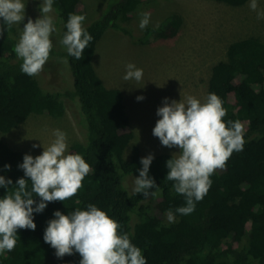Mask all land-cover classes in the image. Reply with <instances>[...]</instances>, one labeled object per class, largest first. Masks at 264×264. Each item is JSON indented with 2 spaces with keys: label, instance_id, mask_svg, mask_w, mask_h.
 Instances as JSON below:
<instances>
[{
  "label": "trees",
  "instance_id": "obj_1",
  "mask_svg": "<svg viewBox=\"0 0 264 264\" xmlns=\"http://www.w3.org/2000/svg\"><path fill=\"white\" fill-rule=\"evenodd\" d=\"M141 1L109 0L113 7L84 25L93 39L81 60L62 51L66 48L60 42L52 48L50 58L66 57L73 90L43 92L35 76L21 71L22 60L14 52L16 27L0 35V176L13 184L24 177L18 165L25 155L8 146L1 136L18 128L31 114L64 116V99L72 100L77 115L81 112L85 119V133L80 129L84 141L73 142L69 152L81 154L94 169L75 196L47 203L42 213L33 214L35 230L19 229L16 247L0 254V264H79L81 257L75 252L57 258L43 235L56 210L66 215L76 208L86 210L90 203L117 220L122 233H130L131 242L141 248L147 264H264V42L255 37L235 41L228 46L226 59L211 67L206 96L215 93L221 98L227 110L225 121L243 124L245 143L242 151H234L225 167L210 177L211 187L196 202L195 210L189 215L176 214L175 222L170 223L166 212H175L185 204V198L173 190L174 181L166 177V161L172 155H157L150 165L149 175L159 188L157 195L144 197L129 189L127 179L138 177L142 167L140 148L131 143L134 134L120 92L106 89L92 66L95 44L106 30L132 37L134 32L125 22ZM215 1L231 7L250 2ZM40 2L34 1L38 15ZM78 4V0H54L59 41L66 31L60 21L66 23L69 14H78ZM182 23L180 15L171 14L157 27H147L141 36L173 40ZM4 192L0 188V197ZM34 199L39 201V197Z\"/></svg>",
  "mask_w": 264,
  "mask_h": 264
},
{
  "label": "clouds",
  "instance_id": "obj_2",
  "mask_svg": "<svg viewBox=\"0 0 264 264\" xmlns=\"http://www.w3.org/2000/svg\"><path fill=\"white\" fill-rule=\"evenodd\" d=\"M53 4L54 0H42L39 17L34 21L31 17L27 19L14 46L16 56L22 60L21 71L28 76L39 75L49 60L52 36L58 32L52 15ZM249 7L257 11V0H250ZM25 9V0H0V35L24 21ZM140 16L139 27L143 30L150 23L151 13L142 12ZM257 18L264 19V11H257ZM85 20L83 14H69L66 23L60 21L66 31L59 42L68 56L76 60L83 58L84 50L93 39L84 27ZM60 59L67 63L66 58ZM125 67V81L142 80L143 69L134 63ZM156 115L160 118L152 130L153 136L162 146L179 149L166 161V177L174 181L173 190L185 198V204L175 212L171 209L166 212L171 223L175 222L176 214L189 215L195 210L196 202L211 187L213 173L225 167L234 151L243 150L245 130L239 120H224L227 110L215 93H209L203 102L192 95L171 102L164 98ZM53 136L54 140L40 155L23 156L18 168L23 170L24 177L18 178L15 184L0 176V188L5 189L0 197V254L16 247L19 229L35 230L34 213H42L47 203L63 202L75 196L83 187L84 178L94 170L81 154L68 151L64 131L55 129ZM153 159V154L141 158L142 167L134 179L135 194L142 193L144 197L158 194L159 188L149 175ZM4 168L10 170V165L5 164ZM34 197H39V201ZM53 216L47 222L43 239L55 249L57 258L75 252L81 257L79 264H147L141 248L131 242L130 233H122L121 224L95 204H88L86 210L76 208L66 215L56 210Z\"/></svg>",
  "mask_w": 264,
  "mask_h": 264
},
{
  "label": "rangeland",
  "instance_id": "obj_3",
  "mask_svg": "<svg viewBox=\"0 0 264 264\" xmlns=\"http://www.w3.org/2000/svg\"><path fill=\"white\" fill-rule=\"evenodd\" d=\"M34 1L25 0L24 23L14 25L18 39L27 19L31 17L34 21L39 16ZM78 3V14L86 16L84 25H89L114 5L109 0H78ZM257 3V11H264V0H257ZM249 5L250 2L244 7H231L215 0H142L125 22L134 32L132 37L123 35L119 30L108 29L96 42L92 66L106 89L120 92L134 134L131 143L140 148L142 158L149 154L154 157L173 155L179 151L175 147L162 146L152 134L160 118L156 111L162 106L164 98L171 102L192 95L203 102L207 97L211 67L226 59L230 44L249 37L264 42V19H258L257 11H253ZM142 12L151 13L147 27H157L168 15H180L183 23L179 34L173 40L145 39L141 35L147 27L143 30L139 27ZM52 15L56 19L55 14ZM119 27L122 25L119 24ZM58 36L59 31L52 36L55 48L59 44ZM60 58L66 57H49L43 71L35 76L43 92L73 90L68 62L63 63ZM128 63L143 69L141 81L123 79ZM138 96L143 99L138 101ZM64 101V116L53 118L31 114L23 124L3 134L1 139L12 149L35 157L54 140L53 131L60 129L67 134L69 151L73 142L84 141L80 129L85 133V119L81 112L77 115L72 100ZM77 104L79 107V102ZM34 144L36 148L32 147ZM134 179H127L129 189L134 188Z\"/></svg>",
  "mask_w": 264,
  "mask_h": 264
},
{
  "label": "bare ground",
  "instance_id": "obj_4",
  "mask_svg": "<svg viewBox=\"0 0 264 264\" xmlns=\"http://www.w3.org/2000/svg\"><path fill=\"white\" fill-rule=\"evenodd\" d=\"M229 15V14H228ZM229 20V19H228ZM242 41V40H241ZM52 74V73H51ZM58 80V79H57ZM153 198V197H152Z\"/></svg>",
  "mask_w": 264,
  "mask_h": 264
}]
</instances>
